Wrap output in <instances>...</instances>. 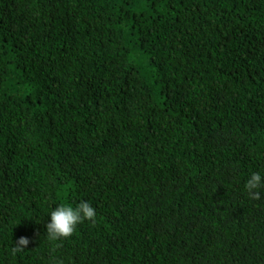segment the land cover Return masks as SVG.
Masks as SVG:
<instances>
[{"label":"trees","instance_id":"16d2710c","mask_svg":"<svg viewBox=\"0 0 264 264\" xmlns=\"http://www.w3.org/2000/svg\"><path fill=\"white\" fill-rule=\"evenodd\" d=\"M252 173L264 0H0V264H264Z\"/></svg>","mask_w":264,"mask_h":264},{"label":"clouds","instance_id":"9594fccd","mask_svg":"<svg viewBox=\"0 0 264 264\" xmlns=\"http://www.w3.org/2000/svg\"><path fill=\"white\" fill-rule=\"evenodd\" d=\"M261 187H264V177L259 173H252L245 184L249 197L253 200H259L260 192L257 189ZM95 220V209L88 202H80L75 207L61 204L50 213V222L46 225V238L50 242L66 240L73 236L79 224L84 221L95 224ZM29 243L27 237H20L15 242L12 252L15 254L24 251ZM59 246V244L56 245V247ZM57 264H62V262H57Z\"/></svg>","mask_w":264,"mask_h":264}]
</instances>
